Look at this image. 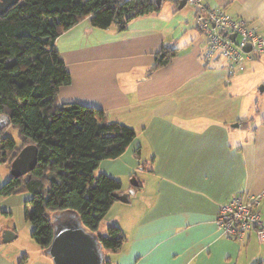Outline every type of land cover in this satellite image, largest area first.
I'll return each mask as SVG.
<instances>
[{"label": "crops", "instance_id": "crops-1", "mask_svg": "<svg viewBox=\"0 0 264 264\" xmlns=\"http://www.w3.org/2000/svg\"><path fill=\"white\" fill-rule=\"evenodd\" d=\"M168 2L162 1L158 13L131 21L125 30L116 25L97 28L87 18L56 40L72 76L71 84L60 89V103L79 102L102 109L111 121L133 127L137 133L135 147L131 144L123 155L111 159L104 173L113 177L135 173L138 178L135 169L145 152L151 161L148 170L139 163L146 176L137 179L142 186L136 194L140 191L147 203L142 214L137 219L126 216L122 204L128 203L117 200L101 222L123 230V246L113 250L97 245L98 253H92L98 264L264 262V245L255 233L234 240L217 223L221 205L235 195L264 192V118L256 123L255 114L247 111L251 106L247 96L264 84V70L258 74L255 70L264 63L254 60L264 56L249 60L248 69L238 72L237 78L238 73L229 74L226 60L212 59L205 66V39L197 27V8ZM205 2L264 31V0ZM167 47L178 49V54L150 72L157 55ZM251 78L255 81L248 92L232 89ZM128 156L131 160L117 171ZM11 176V169L0 163V187ZM121 181L122 192L129 191L132 184ZM0 212L14 216L15 210L0 198ZM262 212L264 216V202ZM51 218L56 230L52 247L39 250L34 258L23 255L18 259L10 256L14 247L3 241L2 233L13 231V241L26 229L25 237L33 240L34 227L26 217L24 223L20 212L16 223L0 220V264H58L55 246L61 241L81 237L88 246L89 240L96 241L76 212H56Z\"/></svg>", "mask_w": 264, "mask_h": 264}, {"label": "trees", "instance_id": "trees-1", "mask_svg": "<svg viewBox=\"0 0 264 264\" xmlns=\"http://www.w3.org/2000/svg\"><path fill=\"white\" fill-rule=\"evenodd\" d=\"M160 9L157 0H20L0 12V115L9 116L20 137L17 143L3 135L5 128L1 131L0 163L11 169L25 146L38 148L29 181L11 176L0 187V195L31 194L25 217L42 249L49 250L55 239L51 214L69 210L76 212L101 248L123 246L126 235L119 226L100 232L102 220L117 201L115 194L123 191V182L95 171L103 160L123 155L137 137L133 127L111 121L102 109L60 103V89L71 84L72 76L56 40L87 18L97 28L116 25L125 30L131 21ZM177 54L178 49L165 48L150 72ZM51 174L55 181L49 179ZM141 186L139 182L136 190Z\"/></svg>", "mask_w": 264, "mask_h": 264}, {"label": "built area", "instance_id": "built-area-1", "mask_svg": "<svg viewBox=\"0 0 264 264\" xmlns=\"http://www.w3.org/2000/svg\"><path fill=\"white\" fill-rule=\"evenodd\" d=\"M179 3L183 0H172ZM197 8L196 23L205 39L203 59H223L228 62L231 76L246 69V63L264 55V31L244 19H235L225 10L214 9L205 0H185ZM234 35L235 38H232ZM250 46V50L246 47ZM264 192L260 194L239 193L221 205L217 223L231 239L242 241L255 233L264 245V216L262 205Z\"/></svg>", "mask_w": 264, "mask_h": 264}, {"label": "rangeland", "instance_id": "rangeland-1", "mask_svg": "<svg viewBox=\"0 0 264 264\" xmlns=\"http://www.w3.org/2000/svg\"><path fill=\"white\" fill-rule=\"evenodd\" d=\"M168 4H169L168 0H165V5H168ZM254 61H262V63H264V57H262V59H258V60H254ZM248 67H249V64H246V69H248ZM255 70H256L257 74H258V72L261 73L264 70V65H261V64L257 65ZM240 73H243V72H240ZM240 73L236 74V78L240 76ZM254 81L255 80L253 78L248 79V80H242L239 83L234 84L232 86V89H234V90L235 89H237V90L241 89L244 92H248V90L251 88V85L254 83ZM262 85L263 84L260 83L258 85V87H256V89H254V93H252V94L249 93V95L247 96V104H251V106L249 108H247V111L250 109L249 113L255 114L254 117L256 118V123L264 118V93L260 92V87ZM256 101H258L257 106L254 104ZM3 135L9 136L10 138L14 139L17 143L20 142L18 129L14 128L11 125L6 127V129L3 132ZM131 146L135 147L133 144ZM131 151L132 150L130 148L128 153H131ZM135 155H132L133 156L132 160L135 159ZM130 160H131V158H130V156H128L127 158H125V160L123 162H120V164H118L119 166H118L117 171L119 170V172H121V169H122L121 165L122 164L125 165L124 162L125 161L129 162ZM111 161H112L111 159L104 160L103 164H101L98 167V169L95 171V175H99L100 173L105 172L103 170H106L108 168L107 163H111ZM139 163L142 164V166H144V168L146 170L151 168V161H150V159L147 158L146 152L144 154V158H141L139 160V162L137 163L138 165L135 169V171L137 172V175H138L137 179L143 180V179H146V176H144V173H145L144 169L142 168V166H140ZM3 168H4V170H6V168L4 166H2V169ZM117 176H120V177H116L118 179L120 178L119 180H121V178H122L125 180L124 182L126 184H131L133 177H123L122 175H117ZM0 198L2 199L3 203H7V204L11 205L15 210L14 216H11L10 214H7V213L5 214L3 212H0V220H2L3 222H8L10 219H12V222L16 223L17 219L19 217V212H20V215L22 214V220L25 223V220H24L25 219V203H29V199L31 198V195L28 193H20V194H14L11 196H7V197L6 196H0ZM146 204L147 203L145 201H142V194L139 191V194H136L134 197H132L131 202H129L128 204H122V205L125 207L126 216H128V217L131 216L133 219H137L142 214L144 208L146 207ZM27 205L29 208H31L30 203ZM108 227H109V225H107L105 222H103L101 224V230L100 231L102 232V234H106ZM26 233H27V230L22 229L21 236L19 238H16L15 240L9 242V244L13 245V247H14V250H12L10 253V256L12 258L18 259V258L22 257L23 255H27L31 258H34V257L39 255V250L42 251L41 246L38 245L34 240H27V238L25 237ZM55 247L57 249V246H55ZM99 248H101V247L99 246ZM55 252H56V250H55Z\"/></svg>", "mask_w": 264, "mask_h": 264}, {"label": "water", "instance_id": "water-1", "mask_svg": "<svg viewBox=\"0 0 264 264\" xmlns=\"http://www.w3.org/2000/svg\"><path fill=\"white\" fill-rule=\"evenodd\" d=\"M20 0H0V12H4L9 6L18 3ZM158 5L161 6L162 0H157ZM187 5L185 0L179 3V7L183 8ZM235 38L234 35H231ZM246 50H250V46L246 47ZM260 90L264 91V84L260 87ZM10 125V118L7 114L0 115V134L1 131ZM238 126V124H236ZM38 161V148L34 144L25 146L14 159L11 164V175L14 177H24L25 181H29L30 172L35 168ZM49 179L56 180L55 175H49ZM132 187L127 192H121L115 194L117 200L129 203L131 196L136 194V187L139 185V181L134 176L131 181ZM12 236H16L10 229H5L2 233V238L5 243L12 240ZM59 257V264H98L97 260L89 249V246L81 237H74L70 241H61L56 251Z\"/></svg>", "mask_w": 264, "mask_h": 264}, {"label": "bare ground", "instance_id": "bare-ground-1", "mask_svg": "<svg viewBox=\"0 0 264 264\" xmlns=\"http://www.w3.org/2000/svg\"><path fill=\"white\" fill-rule=\"evenodd\" d=\"M97 241H93V240H89V248L92 252H94L95 254L98 253V248H97ZM56 261L58 262L59 264V257L57 254L54 255Z\"/></svg>", "mask_w": 264, "mask_h": 264}]
</instances>
